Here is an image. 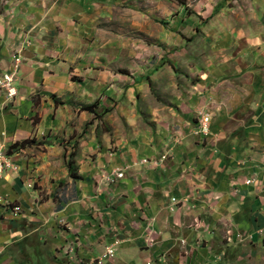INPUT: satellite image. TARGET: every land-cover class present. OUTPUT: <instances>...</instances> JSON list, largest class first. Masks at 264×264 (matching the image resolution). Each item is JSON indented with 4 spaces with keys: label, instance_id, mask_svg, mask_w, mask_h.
<instances>
[{
    "label": "crops",
    "instance_id": "0c3cea01",
    "mask_svg": "<svg viewBox=\"0 0 264 264\" xmlns=\"http://www.w3.org/2000/svg\"><path fill=\"white\" fill-rule=\"evenodd\" d=\"M109 2L24 0L23 25L2 40L0 74L13 37L32 31L17 96L0 91V147L14 165L0 175V264L264 260V40L221 37L178 85L167 63L149 71L143 54L131 69L110 53ZM198 111L207 136L193 131ZM86 126L70 178L57 140ZM28 140L39 145L13 152Z\"/></svg>",
    "mask_w": 264,
    "mask_h": 264
},
{
    "label": "rangeland",
    "instance_id": "374dc122",
    "mask_svg": "<svg viewBox=\"0 0 264 264\" xmlns=\"http://www.w3.org/2000/svg\"><path fill=\"white\" fill-rule=\"evenodd\" d=\"M23 2L0 0V53L6 48L5 40H2L7 37L10 22L15 26L23 25L25 14H16ZM109 3L110 13L103 26L116 41L115 46L110 47V53L113 54L115 50L121 59H126L131 69L139 67L138 56L143 54L148 56L149 71L167 63V69L174 73L178 85L181 77L187 76V69L199 67L212 58L213 49L216 42L223 39L221 37L229 36L232 32L238 41L244 37L264 40V0H110ZM31 32V29L26 32L21 29L19 35L17 33L13 37L17 43L8 47L10 60L15 55L21 56L27 47L23 42L31 38ZM118 71L129 73L125 69L118 68ZM87 128L77 135L72 144L65 139L57 140V146L64 151L65 165L73 153L75 166L80 144L86 140L84 132ZM28 142L27 145H39L34 140ZM36 148L42 150L43 147ZM20 149L14 148L13 152ZM117 174H113V177L116 178ZM63 186L64 183L60 182L57 193ZM10 208L14 215L20 211L18 206ZM238 239L240 242L246 240ZM115 242L118 245V241ZM252 263L264 264V260L253 259Z\"/></svg>",
    "mask_w": 264,
    "mask_h": 264
},
{
    "label": "built area",
    "instance_id": "2783aa9c",
    "mask_svg": "<svg viewBox=\"0 0 264 264\" xmlns=\"http://www.w3.org/2000/svg\"><path fill=\"white\" fill-rule=\"evenodd\" d=\"M11 67L7 72H4L0 75V89L4 91L5 98L7 100H13L18 93V90L15 86V82L18 76V69L21 64V56L15 55L11 58ZM209 126H210V117L207 113L203 111H198L196 114V126L193 131H198V136H207L209 133ZM167 158V157H166ZM164 158L163 161L166 159ZM162 161V162H163ZM14 169V165L11 162L8 150L4 147H0V175H2L7 170ZM250 181H246V184H249ZM117 246V242L108 245L104 249V253L102 258L104 259H112L115 254V247ZM146 247H153V243L150 240L145 241ZM94 264H99L94 263ZM152 264V263H146Z\"/></svg>",
    "mask_w": 264,
    "mask_h": 264
},
{
    "label": "trees",
    "instance_id": "16d2710c",
    "mask_svg": "<svg viewBox=\"0 0 264 264\" xmlns=\"http://www.w3.org/2000/svg\"><path fill=\"white\" fill-rule=\"evenodd\" d=\"M85 108H86V109H90V107H85ZM27 144H29L28 141H23V142H21V143H19V144H15L12 148H13V149H14V148H23V147L27 146ZM73 158H74V154L71 153V154H70V157H69V160H68L67 163H66V168H67V171H68V176H69L70 178H75L76 175H77L76 168H75V166H74V164H73Z\"/></svg>",
    "mask_w": 264,
    "mask_h": 264
},
{
    "label": "bare ground",
    "instance_id": "6f19581e",
    "mask_svg": "<svg viewBox=\"0 0 264 264\" xmlns=\"http://www.w3.org/2000/svg\"><path fill=\"white\" fill-rule=\"evenodd\" d=\"M165 157H162V160L164 159ZM122 177V175L119 173L116 175V178L120 179Z\"/></svg>",
    "mask_w": 264,
    "mask_h": 264
}]
</instances>
